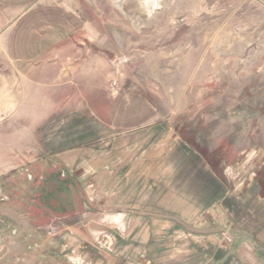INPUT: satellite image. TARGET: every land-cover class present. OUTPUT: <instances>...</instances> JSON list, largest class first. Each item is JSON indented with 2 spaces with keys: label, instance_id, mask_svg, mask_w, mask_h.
I'll use <instances>...</instances> for the list:
<instances>
[{
  "label": "crops",
  "instance_id": "0c3cea01",
  "mask_svg": "<svg viewBox=\"0 0 264 264\" xmlns=\"http://www.w3.org/2000/svg\"><path fill=\"white\" fill-rule=\"evenodd\" d=\"M93 3L0 0V264H264V144L217 158L152 117L123 134ZM43 146L89 201L45 223L8 190Z\"/></svg>",
  "mask_w": 264,
  "mask_h": 264
},
{
  "label": "rangeland",
  "instance_id": "374dc122",
  "mask_svg": "<svg viewBox=\"0 0 264 264\" xmlns=\"http://www.w3.org/2000/svg\"><path fill=\"white\" fill-rule=\"evenodd\" d=\"M118 1L93 0L91 11L100 12L111 48L104 113L121 107L129 123L123 134L152 117L217 158L264 144V0H158L152 13L142 0H123L138 27ZM41 154L8 190L23 204V218L45 223L53 217L48 204L89 201L79 179H66L59 157L44 146Z\"/></svg>",
  "mask_w": 264,
  "mask_h": 264
},
{
  "label": "bare ground",
  "instance_id": "6f19581e",
  "mask_svg": "<svg viewBox=\"0 0 264 264\" xmlns=\"http://www.w3.org/2000/svg\"><path fill=\"white\" fill-rule=\"evenodd\" d=\"M144 6L148 9L150 13L158 6V0H142ZM119 6L122 7V4L119 3Z\"/></svg>",
  "mask_w": 264,
  "mask_h": 264
}]
</instances>
